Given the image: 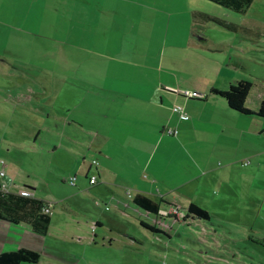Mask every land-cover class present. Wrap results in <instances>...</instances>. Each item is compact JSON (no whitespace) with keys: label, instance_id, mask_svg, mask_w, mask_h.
Here are the masks:
<instances>
[{"label":"rangeland","instance_id":"1","mask_svg":"<svg viewBox=\"0 0 264 264\" xmlns=\"http://www.w3.org/2000/svg\"><path fill=\"white\" fill-rule=\"evenodd\" d=\"M168 1L174 15L170 23L168 19L158 21L157 30L150 23L156 17L167 16L161 11L148 10L140 0H133L132 4H115L114 0H0V99L14 101L13 109L6 106L3 111L0 108V130L9 123L6 139L17 144L19 142L20 146L25 145L19 149L2 146L3 155L20 160L12 162L13 165L18 163L15 168L19 173L25 171L31 179L40 180L41 184L34 194L51 202L54 212L51 219L56 218V223L52 224L45 237L36 239L29 234L22 235L21 229L14 233L0 229V242L10 238L17 241L22 237L24 245L36 247L40 254L35 264H264L261 171L254 176L251 192L245 180L241 186V174L228 179L229 185L224 186L223 190L220 187L221 196L226 197L221 202L218 197L210 204L209 220L188 214L187 220L164 218L155 222L156 217L152 213L146 215L131 201L130 208L123 209L106 202L108 200L101 196L103 194L90 190L83 170L86 172L89 168L94 172L95 162H92L91 156H86L85 149L79 152L82 148H76L77 145L65 140L66 136H61L62 133L68 136L72 133L88 141V132L70 130L58 124L54 117L46 119L45 115L38 114H46L44 110L26 113L21 109L25 101L16 102V99L21 101L22 98H17L20 97L17 94L23 93L32 96L34 102L41 98L44 103L49 95H43L45 89L42 87H46L50 81L57 80L55 88L49 84L46 91L49 94L59 91L62 81L70 77L69 62L75 60L77 65L78 60L86 55L85 51H77L72 46L90 47L88 43L97 35L95 32L103 22L106 26H118L106 36L104 44L111 49L119 43L131 44L132 62L139 64L120 67V88L125 91H144L148 88L147 82L132 83L134 72L147 81L150 78L158 79L163 83L159 88L166 91L186 88L195 92L193 85L167 81L171 78L178 82L181 77L199 80L202 82L200 86L205 85L204 88L215 85L226 90L229 86L227 78L216 76L213 64L206 60L224 55L219 51L226 48L233 56L235 73L232 75L237 81L244 80L251 84V95L247 97L245 105L253 108L264 101V0H250L242 12L215 6L212 13L220 23L205 21L198 24L201 27L199 33L206 40L196 37L189 39L194 51L188 67L182 63L184 58L188 59L185 53L190 52L183 45L189 32L187 16L190 12L188 15L186 12L189 8L191 11L194 9L195 2ZM118 5L121 8L116 11L114 8ZM85 12L89 16H85ZM85 24H89L88 30H81ZM98 32L102 33L100 30ZM218 42H224V49L219 48ZM3 45L8 46L6 51ZM124 50L126 52L125 47ZM78 75L83 79L89 77L84 66L79 69ZM105 75L114 77V68L110 67ZM29 90H33L34 94ZM240 116L252 118L253 122L258 120L251 115ZM57 125L60 132H57ZM259 139L254 138V141ZM33 141L36 142V150L30 146L29 142ZM72 148L81 154L76 156L71 152ZM12 168L9 166L7 174L0 170L4 172L0 176L1 186L4 179L15 176ZM75 170H80L78 176H74ZM17 179L22 184H28L22 182L20 177ZM219 179L206 177L213 187L223 184L227 178L222 176V182ZM19 182L15 183L20 185ZM77 182L84 189L79 191L75 186ZM105 202L108 208H104ZM143 224L150 228L152 226L154 231ZM7 226L9 229L18 228L10 223Z\"/></svg>","mask_w":264,"mask_h":264},{"label":"crops","instance_id":"2","mask_svg":"<svg viewBox=\"0 0 264 264\" xmlns=\"http://www.w3.org/2000/svg\"><path fill=\"white\" fill-rule=\"evenodd\" d=\"M140 1L148 10L161 11L167 16V18L156 17L150 23L152 28L159 29L158 21L163 22L168 19V22H171L174 12L168 0ZM192 1L195 2L194 9L191 11L189 8L186 15L190 12L193 15V20L190 21L189 13L187 16L189 32L186 35L185 44H183L187 47L186 50L190 51L185 53L188 59L184 58L182 61L186 67H188L190 56L193 57L194 51V45L189 39L196 37L199 40H206L199 33L201 27L198 24L205 21L220 23L212 13L216 9L215 6L220 5L209 0ZM123 2L132 4L133 0H114L115 4ZM120 8L121 6L118 5L114 9L119 11ZM84 11L82 10V12ZM86 15L89 16L88 13ZM81 27V30H88L89 24ZM115 29H118V26L115 28L114 24L106 26L103 22L95 32L97 35L92 38L91 43H88L90 47L82 48L77 44L71 45L77 51H85L86 55H83L82 60H78L77 65L74 63L75 60L69 62L70 77L67 81H62L59 91L52 94L46 91L49 90V84L54 89L57 80L47 82L46 87H42L45 89L43 95H49L45 98L44 103L41 102V98L34 102L32 96L23 93L17 94L20 95L17 98L22 97L21 101L16 99L18 103L25 101L22 103L24 106L21 109L26 113H38L35 111L36 109L44 110L46 114H38L45 115L46 119L52 116L58 124H62L63 127H68L70 130H78L79 133L88 132V141L81 140V135L72 133H69V136L62 133L61 136H66L65 140L77 145L76 148H82L79 152L85 149L86 156H91L92 162H95L94 172L89 168L86 172L83 170L85 179L89 180L94 176L96 178L94 184L89 183L90 190H94L100 195L103 194L101 196L106 197L108 200L106 202L123 209L130 208L129 201L136 207L132 202L136 195L146 197L159 205L158 213H152L156 217L155 222L164 218H171L172 221H178L181 218L187 220L188 216L185 215L190 204L197 205L210 214L211 202L217 200L218 197L221 198V202L226 197L225 195L221 196L220 187L223 190V187H227L230 183L228 179L230 180L233 176L238 177L239 174H241L240 179L242 178L241 186L245 180L248 183L247 189L251 192L254 176L261 171L260 191L264 195V120L257 117L258 120H254L257 122H253L252 118L246 119L240 116L236 111L228 108L224 99L211 94L210 86L204 88L205 85L200 86L201 81H195L190 77H181L178 82L171 78L167 81L184 86L185 84L195 86L193 87L195 92L192 93L196 95L195 98H198L197 101L190 100L192 98L184 96L181 91L161 90L159 87H162L163 83H160L158 79L150 78L147 81L136 72L132 76V83L147 82L149 83L148 88L144 91L123 90L120 88L122 81L118 76L120 67L125 64H139L132 62L131 44L119 43L112 49L108 44H104L106 36ZM99 30L102 33H99ZM217 44H220L219 48L224 49V42ZM3 48L6 51L8 46L3 45ZM224 50L219 51L224 52V55L206 58V60L213 64L216 76L227 78V84L230 86L235 83V80L237 81V78L232 75L235 73V67L232 64L233 56L227 52L228 49ZM83 66L87 74L89 73V77L85 79L78 75L79 69H82ZM75 67L76 70H74ZM110 67L114 68L115 72V76L111 78L105 75ZM63 85L68 86L63 88ZM214 86L212 85V88L225 90ZM183 90L188 89L184 88ZM251 90L248 97L251 95ZM29 91L34 94L33 90ZM13 102L12 99H8V101L0 99V108L3 111L6 106L13 109ZM258 104L253 108L245 106L251 111H256ZM174 105L182 107L189 118L181 119L172 110ZM7 127L9 128V123L3 130H0L4 131L0 133L2 136V140H0V170L3 169L7 174L9 166H13L12 174L15 176L10 175L11 178L2 181L7 187L0 188V213L13 221L0 219V229L9 233L21 229L22 235L29 234L40 239L38 237L47 236L52 224L56 223V218L51 219V215L54 214L53 206L51 202L35 196L34 193L41 184L40 180L31 179L25 171L19 173L15 168L18 167V163L13 165L12 162L20 160L3 155L2 146L12 149L25 146L24 143L20 146L19 142L17 144L6 139ZM169 128L175 129L176 134L168 135L166 129ZM59 130L57 125V132H60ZM57 136H60V133H57ZM259 137L260 139L255 142L254 138ZM29 143L31 148L36 150V142ZM256 144L258 145L256 146ZM52 146L54 147V145ZM71 152L76 156L81 154L73 148ZM75 171L76 175L74 176H78L80 170ZM215 174L216 178H220V182H222V176L227 178L222 182L224 185L220 183L216 185L217 187H213L210 185L213 183L206 181L207 176H211V179L215 180ZM24 175H26L25 178H23ZM18 177L22 182L28 184L20 183ZM35 178L38 177L35 176ZM12 181H18L20 185ZM13 184L16 186L14 187ZM75 186H78L79 191L84 189L80 182H77ZM102 189L104 190L102 191ZM22 190L28 191L30 196H21L19 192ZM7 192L11 193L2 194ZM45 196L47 195L45 194ZM42 200L50 203L51 211V214L48 215L49 224L45 230L39 223L41 213L38 202ZM106 202L103 203L104 208H108ZM215 204L220 207V204ZM173 207L177 208L176 213L171 212L166 217L159 215L160 211H169ZM261 207L264 208V202ZM148 214L151 213L146 212V215ZM9 223L18 228L9 229L7 226ZM20 247L36 251V247L24 245L22 237L17 241L10 238L0 242V252Z\"/></svg>","mask_w":264,"mask_h":264},{"label":"trees","instance_id":"3","mask_svg":"<svg viewBox=\"0 0 264 264\" xmlns=\"http://www.w3.org/2000/svg\"><path fill=\"white\" fill-rule=\"evenodd\" d=\"M209 1L235 12H242L244 6L250 2V0H209ZM250 89H251V84L248 81L240 80L230 85L226 90L210 88L209 92L215 96L224 99L228 108L231 109L232 111H236L240 115H251L264 120V101L259 102L256 111H251L245 106V102L249 95ZM9 193L11 192L2 193V194L5 195ZM29 196H24V197H29ZM132 202L136 207L148 213H153V214L158 213L159 205L152 202L146 197L136 195L135 197H133ZM38 205H39V211L41 213L39 215V223L42 229L45 230L47 229V225L49 224V218H48L49 214L45 212V209L50 208V203L42 200L38 202ZM188 214L196 218L209 220V213L205 209L194 204H190L188 206L187 214L185 216H188ZM0 219L13 221L11 218L1 213H0ZM142 226H144V224ZM146 228L154 231V228L152 226L151 228L149 226H147ZM39 259H40V254L38 252L23 247L0 252V264H22V263L35 264L39 261Z\"/></svg>","mask_w":264,"mask_h":264},{"label":"built area","instance_id":"4","mask_svg":"<svg viewBox=\"0 0 264 264\" xmlns=\"http://www.w3.org/2000/svg\"><path fill=\"white\" fill-rule=\"evenodd\" d=\"M181 94H183L184 96H186V97H192V98H195L196 97V95L195 94H193L191 91H189V90H182L181 91ZM172 110L175 112V113H177L178 114V116L181 118V119H188L189 118V116L187 115V113L183 110V108L182 107H180V106H177V105H174L173 107H172ZM166 133L168 134V135H170V136H173V135H175L176 134V130L175 129H171V128H169V129H166ZM4 171V170H3ZM3 171H0V176H2L3 174H4V172ZM72 179L70 180V182L72 183ZM96 182V178H95V176L94 177H91L90 179H89V183L90 184H94ZM1 186V185H0ZM4 186H5V184L3 183V185L1 186L2 188H4ZM21 195H24V196H29L30 195V193L28 192V191H26V190H22V191H20L19 192ZM45 212H47L48 214H51V211H50V208H47V209H45ZM171 212H174V213H176L177 212V208H175V207H173V208H170V210L169 211H160L159 212V215L161 216V217H166L168 214H170ZM182 216H183V214H181Z\"/></svg>","mask_w":264,"mask_h":264}]
</instances>
